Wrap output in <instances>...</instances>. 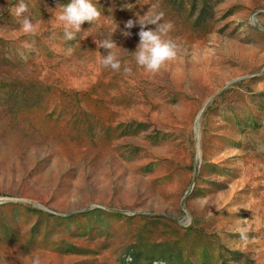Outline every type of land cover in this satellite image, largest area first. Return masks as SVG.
I'll use <instances>...</instances> for the list:
<instances>
[{"label": "rangeland", "instance_id": "obj_1", "mask_svg": "<svg viewBox=\"0 0 264 264\" xmlns=\"http://www.w3.org/2000/svg\"><path fill=\"white\" fill-rule=\"evenodd\" d=\"M18 2L0 0V264H264V0H92L74 40L70 0H24L35 35ZM150 9L178 46L158 73L125 28Z\"/></svg>", "mask_w": 264, "mask_h": 264}, {"label": "clouds", "instance_id": "obj_2", "mask_svg": "<svg viewBox=\"0 0 264 264\" xmlns=\"http://www.w3.org/2000/svg\"><path fill=\"white\" fill-rule=\"evenodd\" d=\"M155 7L156 5H153V8ZM27 12L28 5L24 0H19L13 9V14L18 18H22L20 20V31L24 34L35 35L39 25L34 23L30 16L25 15ZM101 15V11L92 0H70V3L66 5H59V13L56 16V20L63 25L64 38L66 40H74L77 33L87 32L82 30V25L85 22L94 25L101 18ZM163 17V12L154 13L150 9L145 15H138L136 20L130 19L125 23V28L127 29L133 28L137 23L139 24V44L134 57L137 64L150 73L160 72L169 61L177 57V44L171 39L164 38L173 29V24L167 21L161 23ZM148 25H155V30L148 29ZM123 35L129 37L131 33L125 31ZM97 45L98 48L108 51V54L103 56L101 60L102 65L110 67L114 71L120 70L121 62L117 58L116 53L112 51L118 47L116 42L109 38L97 43ZM24 48L31 50L32 44L25 41ZM71 51V49H68V54H71ZM125 71L129 70L125 69ZM227 151H230V149H225V152ZM246 230V227L240 229L242 239H246L244 236ZM32 264H41V261L37 257L33 259Z\"/></svg>", "mask_w": 264, "mask_h": 264}]
</instances>
